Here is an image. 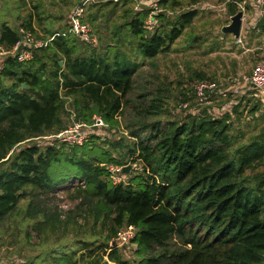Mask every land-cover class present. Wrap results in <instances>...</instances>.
Segmentation results:
<instances>
[{
    "label": "trees",
    "instance_id": "trees-1",
    "mask_svg": "<svg viewBox=\"0 0 264 264\" xmlns=\"http://www.w3.org/2000/svg\"><path fill=\"white\" fill-rule=\"evenodd\" d=\"M233 1L232 16L239 11L235 2L243 0ZM115 2L89 6L97 34L100 20L111 23ZM158 4L164 9L182 5L181 0ZM33 8L39 10V3ZM152 11L128 8L126 21L110 29L117 45L109 43L104 52L67 34L35 50L28 62L7 58L0 71V222L28 200L25 219L35 220V230L46 240L57 241L47 253L51 264H264V170L258 171L264 167V131L247 141L245 132H233L239 103L221 117L204 112L185 121L163 119V89L153 88L141 68L147 62L155 67L153 60L171 50L199 11L174 16L159 11L158 25L150 28L146 20ZM70 15L63 28L47 29L45 35L36 33L32 10L18 27L2 22L0 45L11 49L22 38L21 28L40 39L66 32ZM82 45L94 48L82 51ZM213 93L218 85L208 98ZM254 97L250 111L264 113ZM73 115L84 128L92 127L95 116L106 124L99 130L124 122L135 141L101 142L92 130L83 144L54 135L46 145L22 146L69 129L66 116ZM124 144L127 150L120 155L117 148ZM124 160L142 162L143 173L116 183L110 166H125ZM74 179L81 185L69 186ZM70 187L77 203L63 217L44 195ZM130 225L136 228L130 244L113 246L118 231Z\"/></svg>",
    "mask_w": 264,
    "mask_h": 264
},
{
    "label": "rangeland",
    "instance_id": "rangeland-1",
    "mask_svg": "<svg viewBox=\"0 0 264 264\" xmlns=\"http://www.w3.org/2000/svg\"><path fill=\"white\" fill-rule=\"evenodd\" d=\"M29 1L0 0V23L8 22L12 26L18 27L30 9ZM52 1L61 5V0H47V9H50L52 6ZM151 1L155 2L159 0H131L127 4H122L123 0L116 1L115 3H119L118 6L115 9L112 6L109 8L110 11L114 9V12L110 15L111 23L106 24L103 22L104 18L99 21L102 22L99 34L96 33L93 24L90 22L98 39V44L93 46H96L99 52H104L109 43L112 42L117 45V42L110 37L112 32L110 29L115 27V23L126 21L125 11L128 8L136 9V7H139V9H142L147 7L154 9ZM232 2L234 1L181 0L182 5L176 9H164L158 4L161 11H165L171 16L190 9H197L199 14L193 23L186 28L183 35L174 42L171 50L160 54L153 60L155 67L150 64L151 62H147L148 64L141 68V71L145 79H153V88L163 89L165 96L163 102L164 115L161 116L164 117V120L167 118L185 121L188 120L189 115H200L204 112L221 117L226 113L225 105H227V111L232 113L236 108L235 106L239 103L240 113H238V116H240V119L236 118L238 120H235L236 124L233 132L235 134L245 132L246 134L242 140L247 141L253 135L264 131V113L258 111L254 114L250 111L257 103V99L252 96L253 92L249 90L244 80V77L252 73L255 65L264 56V51L261 49L264 45V27L260 25V23L264 24V14L259 18L260 21L258 20L259 28L248 30V33L241 39V42H237L232 37L230 38L229 35V38L227 37L221 43L219 36H216L215 33L220 35L222 27L231 22L230 5ZM96 3L94 4L97 5ZM251 3V0L246 2L244 8L252 9ZM62 4L65 3L62 2ZM238 7L239 11L243 10L239 5ZM89 11L87 10L88 16L86 15L88 21H90ZM250 14L252 18H255L253 11ZM248 20L249 17L246 23H248ZM36 33L39 35L44 34L43 31H37ZM100 36L103 40L99 39ZM210 37H213V39ZM120 46L124 47L122 44ZM87 48L93 49L94 47L82 45L81 50L85 51ZM152 74L153 76H151ZM200 74L203 78L209 79L218 85V93L210 94L207 101L202 104H198L194 98V86L200 81ZM182 102H189V108H180ZM68 110H71L69 105ZM66 118L70 120L68 125L69 129L72 128L69 133V137L71 138L89 135V132L94 130L102 136L101 142L105 139L116 141L120 138L127 140L125 144L135 141L124 128V122H121L122 126L105 127L99 130V127L95 126L90 128L74 127L79 123L74 120V115L71 117L66 116ZM54 135L56 134L32 139L22 144V146L33 143L46 145L48 141L55 139ZM58 139L61 140L60 138ZM125 144L117 148L120 155L127 150ZM107 147L112 148L110 144ZM115 153L118 155L116 150ZM127 160H124V167L129 166L130 169L128 172L122 171L121 174V179L125 182H128L134 175L143 173L142 162L130 163ZM262 170H264L263 166L258 169V171ZM128 173H130V176ZM72 181L74 183L70 182L69 186L72 184L76 186L81 185L79 180L74 179ZM71 188L61 190L56 194L50 193L49 195H44L48 199L50 206H57L59 208L63 217L66 211L72 209L77 203L72 197L75 195L74 191L69 190ZM27 205L28 200H25L21 204V211L13 213L10 218L0 222V264H51V261L47 258V253L52 250L57 241L56 239L49 238L50 236L46 240V235L35 230V220H31L28 217L25 219L24 210L27 208ZM93 225L94 223L91 222L90 226L92 227ZM98 230L99 228L96 227L97 232ZM60 238L63 242L67 241L65 234H61ZM123 254L125 257H133L131 252L123 251Z\"/></svg>",
    "mask_w": 264,
    "mask_h": 264
},
{
    "label": "built area",
    "instance_id": "built-area-1",
    "mask_svg": "<svg viewBox=\"0 0 264 264\" xmlns=\"http://www.w3.org/2000/svg\"><path fill=\"white\" fill-rule=\"evenodd\" d=\"M117 1V0H115ZM247 0H243L242 2H235L237 3L243 10L244 16L243 20L249 17L247 13V9L244 8V4ZM255 8L258 10L255 13V19H259L264 14V0H251ZM98 2V0H81V2L73 9L70 15V26L66 32L63 33H56L52 37L48 39H40L35 36V34L30 30H25L24 28L20 29L22 34V38L17 41V43L9 50L5 49L2 45H0V71L3 70L5 67V63L7 58H14L17 59L19 62H28L34 58L35 50L39 48L46 47L56 36H65L67 34H73L83 41L90 43L91 45H97L98 39L94 32L93 26L87 20V10L90 5ZM153 4V11L149 15L148 19L146 20V24L150 27H156L158 24V20L155 15L161 11L158 6V1H151ZM146 4V3H144ZM138 10L139 7H136ZM237 42H241V38H236ZM245 83L247 86L249 85V89L255 90L254 92L256 96L259 97L261 102L264 105V56L261 58L260 61L255 65L252 73L246 77H244ZM217 88V84L212 82L209 79L200 80L194 86L195 91V100L198 104H202L207 101L208 94ZM189 102H183L180 105V108L187 109L189 108ZM95 123L92 127H102L106 126L103 119L99 116L94 117ZM74 127L84 128L88 127L86 124H76ZM73 127V128H74ZM90 128V127H89ZM72 129V128H71ZM71 129H67L62 131L55 136L60 138L61 141L68 142L70 144H83L84 140L88 137V135H82L80 137H69V133ZM65 136V137H64ZM110 169L113 173L114 181L121 182L122 171L124 172V166H110ZM136 228L132 225L125 226L118 231L116 239L119 240V246L128 245L130 244L132 238L135 235Z\"/></svg>",
    "mask_w": 264,
    "mask_h": 264
},
{
    "label": "crops",
    "instance_id": "crops-1",
    "mask_svg": "<svg viewBox=\"0 0 264 264\" xmlns=\"http://www.w3.org/2000/svg\"><path fill=\"white\" fill-rule=\"evenodd\" d=\"M78 0H61V5H58L56 2L52 1V6L50 7V9H47L46 7H48L47 4V0H30L29 1V10L28 13L29 14L32 10V20H33V27L35 28V31H40V32H44L43 35H45L47 29L50 30H56L59 31L61 28H63L69 18V15L71 14V11L76 7ZM102 1V0H99ZM98 1V2H99ZM106 1V0H103ZM249 0H247L246 2H248ZM32 2V4H31ZM62 2H64L65 4H62ZM40 6L39 10H35L33 7L35 6V4H38ZM32 7V8H31ZM248 10L247 13L249 14V20L248 23H246L247 18L243 20V26H242V31H241V35L240 38L243 39L244 36H246L245 34L248 33V30H252V29H258L256 28L257 25V21L259 19H255L251 17V11H253L252 9L247 8ZM253 14L255 15L254 11ZM41 16L42 19H39L38 17ZM232 17V15L230 16V18ZM230 22H228L229 24ZM213 32V31H212ZM215 33V31H214ZM216 36H219L220 38V42L223 43L224 40L230 35V38H234L236 39L232 34L228 33V34H224L223 32L220 35H217L215 33ZM214 37V35H213ZM213 37H210L213 39ZM263 37H264V33H263ZM264 39V38H263ZM261 49H263L264 51V45L263 47H261ZM251 90V89H249ZM254 93L252 94V96L254 97ZM255 98V97H254ZM256 99V98H255ZM224 107H226V112H227V105H225Z\"/></svg>",
    "mask_w": 264,
    "mask_h": 264
},
{
    "label": "water",
    "instance_id": "water-1",
    "mask_svg": "<svg viewBox=\"0 0 264 264\" xmlns=\"http://www.w3.org/2000/svg\"><path fill=\"white\" fill-rule=\"evenodd\" d=\"M243 16H244V12L242 10L238 11L235 15H233L231 17V22L225 26L222 27V32L224 34H232L235 38H239L241 35V31H242V26H243ZM63 64V62L61 61V65ZM24 87L26 88L27 85L25 84ZM130 169V167H124V172H128ZM119 240L115 239L112 242L113 246H117L119 245Z\"/></svg>",
    "mask_w": 264,
    "mask_h": 264
}]
</instances>
